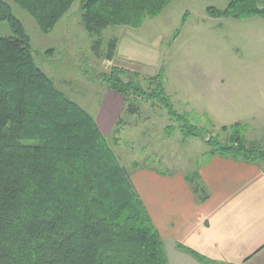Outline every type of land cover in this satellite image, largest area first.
<instances>
[{"label":"trees","instance_id":"trees-1","mask_svg":"<svg viewBox=\"0 0 264 264\" xmlns=\"http://www.w3.org/2000/svg\"><path fill=\"white\" fill-rule=\"evenodd\" d=\"M12 1L48 33L76 0ZM171 1L79 0L90 36L111 25L139 28ZM261 2L228 0L225 8L209 6L205 12L212 18L264 19ZM1 22L12 35L0 37V264H168L161 236L95 117L36 65L29 35L6 0H0ZM116 46V39L107 43L108 60ZM98 77L121 96L123 113L136 111L139 99L158 102L176 125L166 127L167 136L174 129L184 138L207 131L174 109L163 66L145 78L146 87L140 70L125 66L114 64ZM119 123L121 117L116 132ZM240 126L222 127L225 138L208 133L207 155L264 160V146L248 141ZM195 178V173L186 176L196 200L204 201L206 193Z\"/></svg>","mask_w":264,"mask_h":264},{"label":"rangeland","instance_id":"rangeland-1","mask_svg":"<svg viewBox=\"0 0 264 264\" xmlns=\"http://www.w3.org/2000/svg\"><path fill=\"white\" fill-rule=\"evenodd\" d=\"M30 38L36 65L71 100L100 118L110 100L98 77L110 66L140 70V81L164 69V87L174 109L207 131L184 138L158 102L139 99L136 111H124L118 131H103L108 144L128 172L135 166L152 167L166 174H190L210 147L209 134L240 123L242 135L264 146V19L212 18L205 9H223L228 0H173L139 28L111 25L90 36L83 27L76 0L54 28L42 32L27 12L6 0ZM264 7V0L259 4ZM184 18V22L182 21ZM6 22L0 37L11 36ZM117 40L112 59L107 43ZM98 47L92 50L94 42ZM112 92V91H110ZM107 98V99H106Z\"/></svg>","mask_w":264,"mask_h":264},{"label":"crops","instance_id":"crops-1","mask_svg":"<svg viewBox=\"0 0 264 264\" xmlns=\"http://www.w3.org/2000/svg\"><path fill=\"white\" fill-rule=\"evenodd\" d=\"M107 97L104 113L96 118L102 133L122 109L120 95L109 91ZM192 173L204 188V201L196 200L186 173L138 166L129 172L168 264H205L183 248L208 264H264V160L205 155Z\"/></svg>","mask_w":264,"mask_h":264}]
</instances>
